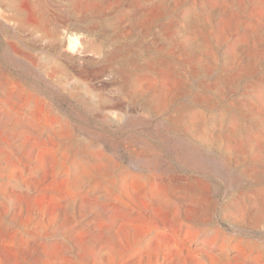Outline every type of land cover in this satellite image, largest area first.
<instances>
[{"label":"rangeland","instance_id":"rangeland-1","mask_svg":"<svg viewBox=\"0 0 264 264\" xmlns=\"http://www.w3.org/2000/svg\"><path fill=\"white\" fill-rule=\"evenodd\" d=\"M0 264H264V0H0Z\"/></svg>","mask_w":264,"mask_h":264},{"label":"bare ground","instance_id":"bare-ground-1","mask_svg":"<svg viewBox=\"0 0 264 264\" xmlns=\"http://www.w3.org/2000/svg\"><path fill=\"white\" fill-rule=\"evenodd\" d=\"M75 47V46H74ZM125 77V76H124Z\"/></svg>","mask_w":264,"mask_h":264}]
</instances>
